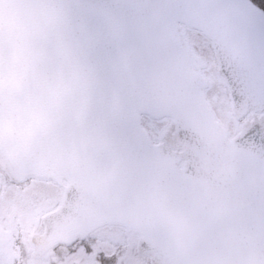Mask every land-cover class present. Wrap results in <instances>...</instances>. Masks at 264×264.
Here are the masks:
<instances>
[{
	"label": "water",
	"instance_id": "water-1",
	"mask_svg": "<svg viewBox=\"0 0 264 264\" xmlns=\"http://www.w3.org/2000/svg\"><path fill=\"white\" fill-rule=\"evenodd\" d=\"M179 23L210 38L236 116L261 121L227 138ZM141 113L170 116L187 148L152 144ZM263 123L249 0H0V164L67 179L42 247L117 223L155 264H264Z\"/></svg>",
	"mask_w": 264,
	"mask_h": 264
},
{
	"label": "rangeland",
	"instance_id": "rangeland-1",
	"mask_svg": "<svg viewBox=\"0 0 264 264\" xmlns=\"http://www.w3.org/2000/svg\"><path fill=\"white\" fill-rule=\"evenodd\" d=\"M249 1L260 8L257 3ZM261 10L264 12L263 9ZM179 33L183 45L188 47L203 63L200 73L207 82V85L203 87V92L215 118L227 134H236L248 125L246 123L248 120L259 116V113L256 112L254 115L249 111L245 117L236 118L230 107L228 90L219 71V63L208 36L185 24L179 25ZM141 123L154 141H163L164 138L160 134L163 130H167L171 134L174 133V126L169 117L153 119L144 114L141 116ZM182 163L183 161L179 162V166ZM8 173L0 167V222L4 218L16 219L17 216L21 226L26 228L33 216L35 218L37 215L40 216L44 211L57 207L62 201L63 186L50 177L27 175L23 180H15ZM65 182V179H62V183ZM91 233L102 239L100 240L102 243L91 242L89 244V251L86 254L93 258V263L88 262L90 261L89 257L86 259V256L85 258L80 256V246H78L74 250L64 248L63 252H70L63 254L60 259L57 257L56 264H100L96 261L98 253L105 255V253L112 252L114 249L110 244L114 242L116 262L111 263L106 260L102 264L149 263L148 254H140L137 250L138 235L125 231L121 225L105 224ZM82 257L84 260L81 259Z\"/></svg>",
	"mask_w": 264,
	"mask_h": 264
},
{
	"label": "flooded vegetation",
	"instance_id": "flooded-vegetation-1",
	"mask_svg": "<svg viewBox=\"0 0 264 264\" xmlns=\"http://www.w3.org/2000/svg\"><path fill=\"white\" fill-rule=\"evenodd\" d=\"M51 210V209H49ZM48 211V210H47ZM41 216L37 215L32 217V220L29 222V226L23 228L21 226L18 217L16 219H5L0 222V264H56V258L60 259L62 255L66 252H63V249H72L68 244L53 245L48 248L47 251L39 253V244L41 236L44 232V227L40 225ZM87 240V238H89ZM102 240L98 235L90 233L83 238H79L77 247L80 246V256H86L88 259L89 255L86 252L89 251V244L91 242H100ZM115 250V242L110 244ZM76 247V248H77ZM110 252L109 254L98 253L96 261L102 264L104 261L108 260L111 263H115V251ZM84 254V255H82ZM90 258V263H93V258ZM82 260L83 257L81 258Z\"/></svg>",
	"mask_w": 264,
	"mask_h": 264
},
{
	"label": "bare ground",
	"instance_id": "bare-ground-1",
	"mask_svg": "<svg viewBox=\"0 0 264 264\" xmlns=\"http://www.w3.org/2000/svg\"><path fill=\"white\" fill-rule=\"evenodd\" d=\"M178 26H179V24H178ZM177 32L179 33V31L177 30ZM178 37H179V42H180V48L185 52V53H187L186 52V50L188 51V52H190V50L188 49V48H186L184 45H183V43H182V41H181V37H180V33H179V35H178ZM183 51H180V50H178L177 52H176V54H179L180 56H185V53L183 52ZM188 54V53H187ZM199 72H200V70H199ZM201 74V73H200ZM201 76H202V74H201ZM34 84V83H33ZM35 85V84H34ZM202 91H203V88H202ZM203 94H204V92H203ZM205 97V96H204ZM251 112H254V111H258V110H252V108L251 109H249ZM213 113V112H212ZM262 114H263V111H262ZM214 115V114H213ZM166 116V114L165 115H162V116H159V117H157V118H164ZM214 117H215V115H214ZM216 119V118H215ZM254 119H256V120H258V121H261L262 120V116H256ZM254 119H250V120H248L246 123H248V125H249V123L252 121V120H254ZM217 120V119H216ZM218 121V120H217ZM219 122V121H218ZM172 123L174 124V122H173V120H172ZM245 123V124H246ZM247 125V126H248ZM262 128H264V123L262 124ZM175 131V130H174ZM175 134V135H174ZM173 136H170L171 137V139H170V142H168V145H167V148L168 149H171V150H175L177 153L179 152V153H181L182 151H184L187 147H186V142L185 141H182V139H181V137H178V135H176V132H174L173 134H172ZM180 161H182V160H180Z\"/></svg>",
	"mask_w": 264,
	"mask_h": 264
},
{
	"label": "trees",
	"instance_id": "trees-1",
	"mask_svg": "<svg viewBox=\"0 0 264 264\" xmlns=\"http://www.w3.org/2000/svg\"><path fill=\"white\" fill-rule=\"evenodd\" d=\"M252 1L257 3L259 7L264 10V0H252Z\"/></svg>",
	"mask_w": 264,
	"mask_h": 264
}]
</instances>
